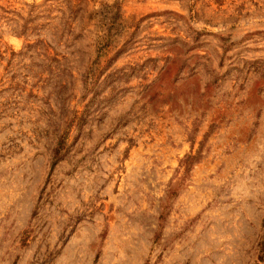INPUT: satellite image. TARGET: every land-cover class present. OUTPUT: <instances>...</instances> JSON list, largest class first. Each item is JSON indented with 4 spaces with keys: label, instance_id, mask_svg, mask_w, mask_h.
Here are the masks:
<instances>
[{
    "label": "rangeland",
    "instance_id": "obj_1",
    "mask_svg": "<svg viewBox=\"0 0 264 264\" xmlns=\"http://www.w3.org/2000/svg\"><path fill=\"white\" fill-rule=\"evenodd\" d=\"M261 242L264 0H0V264H264Z\"/></svg>",
    "mask_w": 264,
    "mask_h": 264
},
{
    "label": "trees",
    "instance_id": "obj_2",
    "mask_svg": "<svg viewBox=\"0 0 264 264\" xmlns=\"http://www.w3.org/2000/svg\"><path fill=\"white\" fill-rule=\"evenodd\" d=\"M76 120H77L76 116L72 115L67 121L65 129L57 137L56 143L53 147V160H54L53 163H55L56 161L60 160L63 157L64 150H65V144H66V138L69 134V129L71 125L75 124ZM192 158L193 156H187L186 158H184V160L182 161V165L186 168L190 164ZM263 258H264V242H261L259 245L258 261L259 262L263 261Z\"/></svg>",
    "mask_w": 264,
    "mask_h": 264
}]
</instances>
